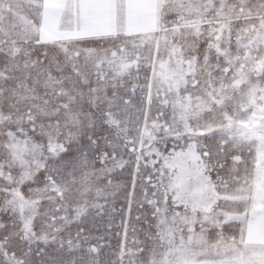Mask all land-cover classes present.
<instances>
[{"label": "snow or ice", "instance_id": "1", "mask_svg": "<svg viewBox=\"0 0 264 264\" xmlns=\"http://www.w3.org/2000/svg\"><path fill=\"white\" fill-rule=\"evenodd\" d=\"M0 264H264V0H0Z\"/></svg>", "mask_w": 264, "mask_h": 264}, {"label": "rangeland", "instance_id": "2", "mask_svg": "<svg viewBox=\"0 0 264 264\" xmlns=\"http://www.w3.org/2000/svg\"><path fill=\"white\" fill-rule=\"evenodd\" d=\"M123 205V199L121 198L120 200L117 201V207L119 208L120 206ZM115 239H113V243H115Z\"/></svg>", "mask_w": 264, "mask_h": 264}]
</instances>
